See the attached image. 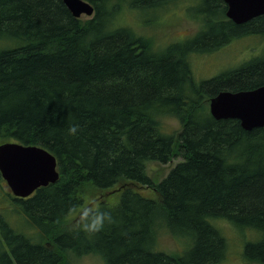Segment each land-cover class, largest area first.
I'll return each mask as SVG.
<instances>
[{"label": "trees", "instance_id": "obj_1", "mask_svg": "<svg viewBox=\"0 0 264 264\" xmlns=\"http://www.w3.org/2000/svg\"><path fill=\"white\" fill-rule=\"evenodd\" d=\"M86 1L95 11L83 19L63 0H0V142L45 147L60 171L28 197L0 172L30 228L17 231L0 213V264H68L70 251L96 252L106 264H213L229 246L219 221L253 232L243 256L264 264V126L216 119L209 106L220 91L264 85V55L201 81L190 60L204 46L264 34V15L236 23L223 0H202L196 36L157 47L147 20L124 22L127 9L156 8V17L168 4L192 9V0ZM178 157L160 181L151 178L152 162ZM115 187L118 201L92 206L111 209L114 225L95 237L70 230L68 213L93 200L92 189ZM164 233L175 253L161 248Z\"/></svg>", "mask_w": 264, "mask_h": 264}, {"label": "rangeland", "instance_id": "obj_2", "mask_svg": "<svg viewBox=\"0 0 264 264\" xmlns=\"http://www.w3.org/2000/svg\"><path fill=\"white\" fill-rule=\"evenodd\" d=\"M190 1L191 0H186L182 2V4ZM192 1L194 2L191 4L192 9L184 10L183 6H174L175 3L171 5L168 4L165 10L158 13L159 16L156 15V17H153L154 13L156 14V8H128V12L125 16L127 21L124 22L137 26L138 22L142 25L145 22L143 20H147V22H145L147 24L143 29L147 35H157V47L165 43L167 44L168 42L184 39L191 35H194L191 37L194 38L204 24V21L198 19L199 13H196L198 12L197 7L203 2L202 0ZM93 15L94 14H82L80 17L87 19L93 17ZM204 47L205 48L202 49L204 50L203 53L194 52L190 56L191 68L198 81L211 78L220 72L234 69V67L239 65V62L244 60L247 61L254 56L264 55V34L252 33L243 37H237L220 47L217 46L219 48L213 51L210 49L207 52L209 46ZM168 125L170 129L176 127L178 125L177 119L173 117L168 119ZM178 159L179 157L174 158L172 161L165 164L152 162L149 165L151 178L156 182L160 181L167 174L171 166L177 163ZM119 188L115 187L102 191L92 189L91 191L94 193L89 192V195L94 197V199L87 202L86 206H84V210H88L87 206L90 205L92 207L96 201L104 199L105 197H110L108 200L109 203L118 201L120 191L117 190ZM141 189H144L147 193H153L152 189L149 187ZM10 197L11 196L3 191L2 186H0V213L3 212L7 218L10 219L11 225H13L17 231L23 232L22 230H24L28 233V231H30L28 223L24 221L20 215H15V211L10 207L12 201ZM218 223L223 228V233L227 237L229 246L225 257L213 264H261L259 262L250 261L243 256L246 242L253 240V232L248 233V231H240L230 224L225 226L223 223L221 224V221ZM159 241L161 248L167 252L175 253L178 251L179 245L177 248V243L172 235L164 233L160 236ZM66 259L68 260V264H106L102 255L96 252L80 254L70 251L67 253Z\"/></svg>", "mask_w": 264, "mask_h": 264}, {"label": "water", "instance_id": "obj_3", "mask_svg": "<svg viewBox=\"0 0 264 264\" xmlns=\"http://www.w3.org/2000/svg\"><path fill=\"white\" fill-rule=\"evenodd\" d=\"M226 15L236 23L264 14V0H223ZM75 17L92 15L94 6L86 0H63ZM216 119L235 118L245 129L264 126V85L247 90H223L210 99ZM0 172L10 191L28 197L38 188L60 178L56 156L45 147L18 141L0 142Z\"/></svg>", "mask_w": 264, "mask_h": 264}, {"label": "clouds", "instance_id": "obj_4", "mask_svg": "<svg viewBox=\"0 0 264 264\" xmlns=\"http://www.w3.org/2000/svg\"><path fill=\"white\" fill-rule=\"evenodd\" d=\"M78 125H72L69 132L75 134ZM75 213H68L72 216V223L70 230L75 233L83 232L89 237H95L102 233L107 226L114 225L116 223L115 218L112 215V210L102 207L87 206L88 210L85 211L84 207L76 205Z\"/></svg>", "mask_w": 264, "mask_h": 264}, {"label": "flooded vegetation", "instance_id": "obj_5", "mask_svg": "<svg viewBox=\"0 0 264 264\" xmlns=\"http://www.w3.org/2000/svg\"><path fill=\"white\" fill-rule=\"evenodd\" d=\"M225 3V2H224ZM225 6H226V10H227V4L225 3ZM226 10H225V14H226ZM262 15H264V14H261V15H259V16H262ZM255 18V17H254ZM254 18H252V19H254ZM251 19V20H252ZM230 20H232V19H230ZM233 21V20H232ZM245 22H248V21H245ZM244 23V22H243Z\"/></svg>", "mask_w": 264, "mask_h": 264}]
</instances>
